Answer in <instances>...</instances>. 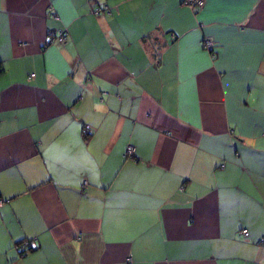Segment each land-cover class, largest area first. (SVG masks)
Listing matches in <instances>:
<instances>
[{
	"label": "crops",
	"instance_id": "1",
	"mask_svg": "<svg viewBox=\"0 0 264 264\" xmlns=\"http://www.w3.org/2000/svg\"><path fill=\"white\" fill-rule=\"evenodd\" d=\"M0 197V264H264V0H0Z\"/></svg>",
	"mask_w": 264,
	"mask_h": 264
},
{
	"label": "built area",
	"instance_id": "2",
	"mask_svg": "<svg viewBox=\"0 0 264 264\" xmlns=\"http://www.w3.org/2000/svg\"><path fill=\"white\" fill-rule=\"evenodd\" d=\"M184 2L188 6L194 7V6H202L204 0H184ZM99 10H100V8H97L95 10V12L97 13V12H99ZM63 39H64V36L60 33V35L58 36V40L59 41H63ZM202 44H203V47L205 49H207L208 51H210L212 53L213 41L210 38H204ZM133 151H134L133 146L128 145L127 148H126V153L129 154V155H132ZM2 203H3V199L0 197V206H1ZM242 232L244 234L247 233L246 229L242 230ZM24 245H26V243ZM24 245L21 248H24Z\"/></svg>",
	"mask_w": 264,
	"mask_h": 264
},
{
	"label": "trees",
	"instance_id": "3",
	"mask_svg": "<svg viewBox=\"0 0 264 264\" xmlns=\"http://www.w3.org/2000/svg\"><path fill=\"white\" fill-rule=\"evenodd\" d=\"M96 13V12H95ZM98 13V12H97ZM60 33L64 36V39H63V41H59L58 40V36L60 35ZM67 31L66 30H64V31H62V32H58V33H56L55 35H54V37H53V39L55 40H58V42H60V43H63V42H65V40H66V37H67ZM213 53V52H212ZM126 153V152H125ZM127 154V153H126ZM127 155H129V154H127ZM23 250H25L26 249V245H24V248H22Z\"/></svg>",
	"mask_w": 264,
	"mask_h": 264
}]
</instances>
